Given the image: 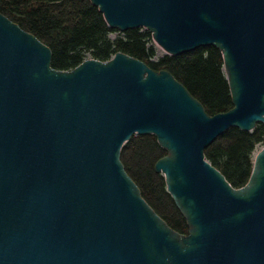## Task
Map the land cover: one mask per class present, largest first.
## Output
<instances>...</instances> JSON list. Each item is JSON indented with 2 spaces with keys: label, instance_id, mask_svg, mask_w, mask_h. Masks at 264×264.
<instances>
[{
  "label": "water",
  "instance_id": "1",
  "mask_svg": "<svg viewBox=\"0 0 264 264\" xmlns=\"http://www.w3.org/2000/svg\"><path fill=\"white\" fill-rule=\"evenodd\" d=\"M111 28L143 27L170 55L215 46L231 107L213 114L167 69L122 51L51 65L0 12V264H264V144L234 187L204 149L264 124V0H90ZM136 134L186 232L144 199L120 159Z\"/></svg>",
  "mask_w": 264,
  "mask_h": 264
},
{
  "label": "trees",
  "instance_id": "2",
  "mask_svg": "<svg viewBox=\"0 0 264 264\" xmlns=\"http://www.w3.org/2000/svg\"><path fill=\"white\" fill-rule=\"evenodd\" d=\"M0 12L50 47L54 68L70 69L87 57L106 60L122 51L154 69L169 70L210 114L232 105L222 55L215 46L158 54L149 31L140 26L123 31L109 27L90 0H0ZM111 31L117 32L113 38ZM263 144L264 124L257 122L251 130L229 127L204 152L232 186L239 187L247 181L254 152ZM165 153L153 134H136L123 144L120 159L152 208L171 227L186 232L163 175L154 170L155 161Z\"/></svg>",
  "mask_w": 264,
  "mask_h": 264
},
{
  "label": "rangeland",
  "instance_id": "3",
  "mask_svg": "<svg viewBox=\"0 0 264 264\" xmlns=\"http://www.w3.org/2000/svg\"><path fill=\"white\" fill-rule=\"evenodd\" d=\"M115 35H117V32L116 31H111L109 32V36L111 38L115 37ZM158 54H162L163 53V50L161 48L158 47V50H157ZM255 153V152H254Z\"/></svg>",
  "mask_w": 264,
  "mask_h": 264
}]
</instances>
